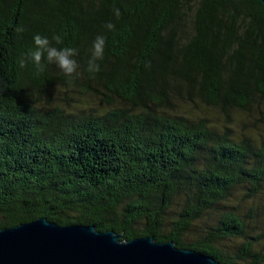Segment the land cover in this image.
<instances>
[{
  "label": "trees",
  "instance_id": "trees-1",
  "mask_svg": "<svg viewBox=\"0 0 264 264\" xmlns=\"http://www.w3.org/2000/svg\"><path fill=\"white\" fill-rule=\"evenodd\" d=\"M36 34L79 74L26 58ZM72 92L107 108L47 100ZM263 99L260 0H0V229L46 217L264 264V134L232 121Z\"/></svg>",
  "mask_w": 264,
  "mask_h": 264
},
{
  "label": "water",
  "instance_id": "water-1",
  "mask_svg": "<svg viewBox=\"0 0 264 264\" xmlns=\"http://www.w3.org/2000/svg\"><path fill=\"white\" fill-rule=\"evenodd\" d=\"M264 3V0H260ZM0 264H223L153 236L123 239L93 224L60 225L39 217L0 229Z\"/></svg>",
  "mask_w": 264,
  "mask_h": 264
},
{
  "label": "rangeland",
  "instance_id": "rangeland-1",
  "mask_svg": "<svg viewBox=\"0 0 264 264\" xmlns=\"http://www.w3.org/2000/svg\"><path fill=\"white\" fill-rule=\"evenodd\" d=\"M72 93L73 94L68 93L67 95H64L62 93L61 94L55 93L54 95H52V97L47 98V100L51 104L60 103L62 107H64V106L66 107L69 104H74V103L78 102L79 104H83V105H79L77 103L78 108H84V107H86L85 106L86 104L94 107L98 111L107 108L104 104L99 103L96 100H90V98H84L83 96L79 95L76 92H72ZM43 101L46 102V99ZM92 101H94V102H92ZM198 103L197 102L188 103V102L180 101L177 103L175 108L178 111H185V112H190V113H194V114H200L202 112H205L208 115H210V118L212 120L223 121V117L220 114H217V112L215 110L208 108V107H206L200 103L198 104ZM259 106L262 109L261 112H260V110H258V108H254L249 116H245L242 114H237V115L232 116V118H233L232 121H234L233 123L235 124V128L237 130L242 129L241 124H245L248 127V129H249V127L254 128L253 123H256L258 130L254 131V132L255 133L261 132L264 134V99L260 102ZM255 133H252V134L254 136H256ZM236 201H238V199L235 200L234 202H236ZM234 202L229 203V205H231V204L233 205ZM257 203L260 204L259 205L260 208L258 207L259 209L263 208L261 211H258V214L260 215V217L264 221V198L259 196L258 199L255 200V204H257ZM249 204H250V202H247L246 204H243L242 207L245 209V205H249ZM253 232H254V234H259V235H260V233H262L263 236H261V235L260 236L262 237V239L264 241V222L258 224L255 227V231H253ZM225 243H226L225 246H227V248H229L230 250H233L235 248V244H236L235 241L228 240Z\"/></svg>",
  "mask_w": 264,
  "mask_h": 264
},
{
  "label": "clouds",
  "instance_id": "clouds-1",
  "mask_svg": "<svg viewBox=\"0 0 264 264\" xmlns=\"http://www.w3.org/2000/svg\"><path fill=\"white\" fill-rule=\"evenodd\" d=\"M119 10H117V15ZM113 25L108 24V28L111 29ZM34 49H29L26 53V58L30 59L36 66L43 67L42 59L49 64H55L63 73L71 76L77 72V62L74 57L77 55V49L72 47L57 48L52 46L47 36L36 34L33 36ZM52 40L57 44L61 43V37L59 35H53ZM105 39L102 36H97L92 45V56L89 60L88 71L99 72L100 65L96 62L103 57ZM24 60L20 61L21 66L24 64Z\"/></svg>",
  "mask_w": 264,
  "mask_h": 264
}]
</instances>
